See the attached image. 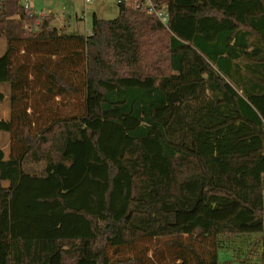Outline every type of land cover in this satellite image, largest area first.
I'll return each mask as SVG.
<instances>
[{
  "label": "trees",
  "instance_id": "obj_1",
  "mask_svg": "<svg viewBox=\"0 0 264 264\" xmlns=\"http://www.w3.org/2000/svg\"><path fill=\"white\" fill-rule=\"evenodd\" d=\"M155 1L168 27L119 5L89 36L0 2V264H264V0Z\"/></svg>",
  "mask_w": 264,
  "mask_h": 264
},
{
  "label": "rangeland",
  "instance_id": "obj_2",
  "mask_svg": "<svg viewBox=\"0 0 264 264\" xmlns=\"http://www.w3.org/2000/svg\"><path fill=\"white\" fill-rule=\"evenodd\" d=\"M24 3V2H23ZM118 0H94L91 4L86 5L85 0H28V6L34 11L41 12L42 10H51L56 15L57 28H64L66 26L69 35H85L88 31L92 32V24L94 16H97L100 20L111 21L115 20L119 16ZM80 18H83L81 20ZM71 24L69 28L67 25ZM6 51V43L0 41V57L4 55ZM2 96V98H1ZM0 119L1 121H8L10 119V92L7 86L0 87ZM10 146V137L6 133L0 134V148L7 152ZM42 170H32L31 175L33 177H41ZM75 184L79 185L77 179L70 178L67 181L69 188H72ZM82 184V183H81ZM58 182L56 178L50 177L47 181H41L36 187L30 189V194L25 197L24 195L18 196L13 203V218L17 222L16 228L23 224L26 228L35 230V226H31L33 220L43 222L45 217H41L44 214V208L37 205L35 198L43 195H50L57 189ZM65 197L70 204H82L84 199L75 194V191L64 193ZM86 226L83 221L68 217L66 226H61L57 230H62L64 233H79L84 231ZM227 255L229 253L223 252L220 254L222 264H237L228 261Z\"/></svg>",
  "mask_w": 264,
  "mask_h": 264
},
{
  "label": "built area",
  "instance_id": "obj_3",
  "mask_svg": "<svg viewBox=\"0 0 264 264\" xmlns=\"http://www.w3.org/2000/svg\"><path fill=\"white\" fill-rule=\"evenodd\" d=\"M5 0H0L4 2ZM94 0H85V4H91ZM24 2V3H23ZM118 5H124L127 8L142 11L148 13L149 15L155 16L163 25L168 27L169 25V14L165 7H160V5L155 0H118ZM22 6L26 12L32 16L36 15L40 18H45L46 14H37L33 12L28 6V0H22ZM48 16V15H47Z\"/></svg>",
  "mask_w": 264,
  "mask_h": 264
},
{
  "label": "crops",
  "instance_id": "obj_4",
  "mask_svg": "<svg viewBox=\"0 0 264 264\" xmlns=\"http://www.w3.org/2000/svg\"><path fill=\"white\" fill-rule=\"evenodd\" d=\"M31 10H32V9H31ZM32 11L35 12V13H37V14L44 13V14H46V16H47V15H52V16L54 17L53 26L56 27V26H55V24H56V15H55V13H53L51 10H49V11H47V12H46L45 9L42 10L41 12L34 11V10H32ZM80 19L83 20V18H80ZM67 26L70 28V27H71V24L68 23ZM56 28H57V27H56ZM58 29H60V28H58ZM61 30H64V31L66 32V34H70V33L67 31L66 26H65L64 28H62ZM90 34H91V31H90V32L88 31L84 36H89ZM73 35H76V34L73 33ZM227 259H229L228 261H230V262L232 263V256H231V254L227 255Z\"/></svg>",
  "mask_w": 264,
  "mask_h": 264
}]
</instances>
